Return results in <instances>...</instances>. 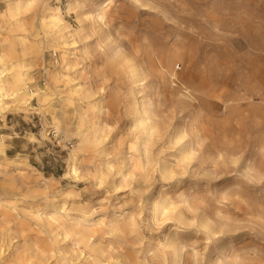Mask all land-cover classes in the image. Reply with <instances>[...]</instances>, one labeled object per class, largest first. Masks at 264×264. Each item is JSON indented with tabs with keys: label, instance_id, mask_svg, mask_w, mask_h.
Returning <instances> with one entry per match:
<instances>
[{
	"label": "rangeland",
	"instance_id": "374dc122",
	"mask_svg": "<svg viewBox=\"0 0 264 264\" xmlns=\"http://www.w3.org/2000/svg\"><path fill=\"white\" fill-rule=\"evenodd\" d=\"M38 5L14 16L8 1L0 0V49L10 63L24 59L31 66L30 91L50 95L48 103L34 96L35 109L0 118L8 156L0 155V264L84 262L56 263L54 232L33 219L53 211L44 192L62 193L57 204L65 203L60 212L65 219L79 217L77 205L94 211L83 221L88 228L98 222L125 228L135 217L140 234L132 236V244L140 256L149 249V255L168 251L163 244L172 235L179 264H264V79L256 73L264 63V0H39ZM45 5L58 9L68 27L58 43L40 31L41 52L22 56L16 37L29 34L13 24L21 19L34 31ZM161 62L164 77L158 78ZM133 64L145 74L132 75ZM73 84L85 93H73ZM101 87L103 113L91 106ZM143 108L148 115L137 112ZM80 115L92 130L100 123L96 135L102 143H81ZM140 118L154 130L144 133ZM179 132L185 135L180 141ZM192 140L201 145L192 144L195 158L181 175L180 149ZM78 146L83 174L73 177L69 157ZM145 148L151 163L143 171L134 164ZM122 162L123 173L133 175L117 172ZM160 163L177 174L163 178ZM97 171L108 172L102 182ZM161 192L163 204L188 219L209 216L217 233L163 221L153 212ZM65 243L78 248L69 240L59 246ZM165 264L177 263L168 255Z\"/></svg>",
	"mask_w": 264,
	"mask_h": 264
},
{
	"label": "bare ground",
	"instance_id": "6f19581e",
	"mask_svg": "<svg viewBox=\"0 0 264 264\" xmlns=\"http://www.w3.org/2000/svg\"><path fill=\"white\" fill-rule=\"evenodd\" d=\"M8 1V9L13 15L23 14L32 9H39L41 5H38L39 0H7ZM46 10V14L40 16L39 24L35 25L36 29L34 31H30V29L26 26V24L21 19L15 20L13 24L17 30L22 32H26L29 36H32L34 39L30 40L29 36L24 35L23 37H16V41L21 46L22 56L36 53L39 54L41 52L39 42L36 40L39 32L42 31L46 37L50 38V41L53 43H58L59 39L63 36V31L67 29V25L62 23V18L60 17V13L58 9H52L47 5L44 6ZM48 13V14H47ZM99 20H103V16H99ZM13 29V28H12ZM110 38V34H108ZM75 41L72 42L74 44ZM122 54V52H120ZM67 57L66 54H62V58L65 59ZM264 59V55L261 56ZM127 62L131 61L129 56H125ZM262 67H258L256 69L257 78L259 80L264 79V63H262ZM135 66L134 64L132 67ZM30 65L24 59H21L17 62L10 63V59L7 57L5 52L0 49V118L3 120L6 119L9 113H19L25 112L28 109H35L31 106L30 100L37 96L43 102L48 103L50 95L47 93L40 94L38 92L30 91L28 85V81L30 78ZM132 75L134 76H142L145 74L144 71H139L132 68ZM156 75L158 78H163V64L160 63V67L156 70ZM143 79V78H142ZM69 81H74V79L70 78ZM264 82V81H263ZM77 85V86H75ZM71 91L75 94H81V92L85 93L81 86L78 84H73ZM100 92V98L98 101H95L91 104L93 108H97L99 113H103L104 107V98L102 93L104 92V88L101 87L98 90ZM87 92V91H86ZM92 95V94H91ZM94 95V92H93ZM215 96L213 93L210 94L212 97ZM63 100H67L63 99ZM62 100V101H63ZM51 105V104H50ZM41 108V107H40ZM138 113H144L148 115V111L144 108L142 110H137ZM83 115V113H81ZM78 117V122L76 124V128L78 132L76 133L81 140L82 144H100L103 142V137L96 135V132L100 131L101 125H96V129L92 130L89 124V120L82 116ZM99 118V117H98ZM54 123L57 128H59V118L57 116H53ZM85 120V121H84ZM139 121L143 124L144 133H150L154 130V127L151 125H146V121L143 118H140ZM6 134H0V155H2L5 159H8V156L5 152L6 146ZM33 137V136H32ZM185 137L181 132L176 134V138L178 141L182 140ZM178 143V142H177ZM200 144V141L192 140L189 145L182 146L180 149V158L185 163V167L182 168V171L179 174H184L187 169V165L195 158V149L192 144ZM79 150V146L72 150L69 157V172L68 174L73 177L79 176L83 174L82 170H80L79 159L75 155ZM101 153L105 152V149L100 150ZM142 155L141 158H138L134 167L140 166L143 171L147 168L151 163V159L148 156L147 148L144 151H141L139 154ZM22 156L21 153L17 154V158ZM221 154H218L217 157H220ZM143 157L145 158V162L143 161ZM13 158L11 161H15ZM179 158V159H180ZM131 159V157L129 158ZM236 162V160H234ZM216 164L217 161L214 160ZM133 166V164H132ZM127 168L126 162L119 163L118 165V173H122L123 177L133 175L132 171L128 173H123V169ZM158 171L163 178H171L177 174V171L167 164H159ZM100 174L101 182L105 177H107L108 172L97 171ZM67 174L64 176L66 177ZM45 181L47 178H44ZM62 194V193H61ZM58 192L53 195H49L46 192L43 194L44 203L46 206L54 207L53 211L50 213H46L45 215L36 214L33 216V219L36 221V224L41 228L44 226H49L51 236V243L55 245V250L59 253V258L56 263L67 262L68 260H80V258H85L84 262H77L75 264H165L166 258L168 255H171L173 261L177 264L181 261V255L177 252L179 247V243L174 240L172 235H167V241L163 244L168 251H153L150 255L149 252L151 249L147 250L145 254L141 255L144 258L141 259L138 250L133 248L132 244V236L140 234L139 222L135 217H131L127 226L125 228H120L117 225L114 226H105L102 223L96 224L94 228H88L85 226L83 221H86L89 217H92L93 212L90 209L84 208L81 205H77L76 208L79 210V217H67V219L63 218L60 215L61 210L65 209V203H60V196ZM165 199V195L161 192L159 193L158 200L153 202V212L159 213L163 216L162 220L172 219L176 224L179 225H200L201 227L210 231L213 235L217 232L213 230V222H210L209 216L206 214L201 215L200 219H197V215H193L192 219H188L187 216L184 215L183 211L177 210L175 206L170 204H163ZM73 208V207H72ZM75 221V222H74ZM197 221V223H196ZM199 221V222H198ZM111 235L112 238H107L106 235ZM92 236H95L93 239ZM69 240L74 241L77 245V249L75 250L72 247H69L66 243L59 246L62 241ZM52 250V253L53 251ZM1 255V251H0ZM149 255L148 260L145 261V258ZM159 259H156V258ZM9 264V263H7ZM20 264V263H19ZM22 264H40L33 263L31 261H27Z\"/></svg>",
	"mask_w": 264,
	"mask_h": 264
}]
</instances>
